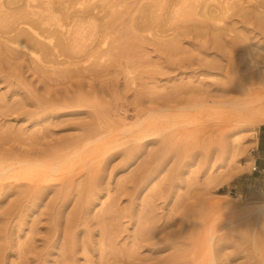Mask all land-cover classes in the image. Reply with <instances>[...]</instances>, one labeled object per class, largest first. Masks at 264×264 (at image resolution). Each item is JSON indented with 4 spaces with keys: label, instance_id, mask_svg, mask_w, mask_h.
Here are the masks:
<instances>
[{
    "label": "rangeland",
    "instance_id": "obj_1",
    "mask_svg": "<svg viewBox=\"0 0 264 264\" xmlns=\"http://www.w3.org/2000/svg\"><path fill=\"white\" fill-rule=\"evenodd\" d=\"M46 8L0 27V264H264V0L1 9Z\"/></svg>",
    "mask_w": 264,
    "mask_h": 264
},
{
    "label": "bare ground",
    "instance_id": "obj_2",
    "mask_svg": "<svg viewBox=\"0 0 264 264\" xmlns=\"http://www.w3.org/2000/svg\"><path fill=\"white\" fill-rule=\"evenodd\" d=\"M30 4H31V0H0V27H3V28L8 27L9 24L11 23L9 21L10 20L15 21L16 18H21V19L25 20V22L29 25V29H23L22 31L19 32L18 36L16 34L14 36L17 37L18 39H20L21 41L22 40L28 41V43H31V45H35V46L37 45L36 46V47H38L37 49H39V50L41 49L46 53L48 50L45 46L46 44L39 42V41H36L32 34L34 32L38 33V30L41 29V24L48 23L47 21H49V19L53 18V13L50 9L46 8V10H44L43 12L39 11L36 13H33L31 10L29 12H11V13H9V12H6L5 10L1 9L3 7H6L7 9L13 10V9H17L19 6H23V5L29 7ZM185 14L187 15V17H189L187 11ZM190 15H191V13H190ZM207 15H208V13H207ZM201 16H202V14H201ZM11 24L13 25V23H11ZM12 28H11V31H12ZM3 30H5V32H6V29H3ZM0 31H2V30L0 29ZM9 31L10 30H8L7 32H9ZM57 39H58L57 43H59L60 37H57ZM71 44L69 42L65 43V42L61 41L59 45H61V48L63 49V51L68 53L70 50H73V46Z\"/></svg>",
    "mask_w": 264,
    "mask_h": 264
},
{
    "label": "crops",
    "instance_id": "obj_3",
    "mask_svg": "<svg viewBox=\"0 0 264 264\" xmlns=\"http://www.w3.org/2000/svg\"><path fill=\"white\" fill-rule=\"evenodd\" d=\"M259 143L261 147L264 148V123L261 124L258 128Z\"/></svg>",
    "mask_w": 264,
    "mask_h": 264
},
{
    "label": "built area",
    "instance_id": "obj_4",
    "mask_svg": "<svg viewBox=\"0 0 264 264\" xmlns=\"http://www.w3.org/2000/svg\"><path fill=\"white\" fill-rule=\"evenodd\" d=\"M252 170L254 172H257L259 174H264V165H258L257 163H254V165L252 166Z\"/></svg>",
    "mask_w": 264,
    "mask_h": 264
}]
</instances>
